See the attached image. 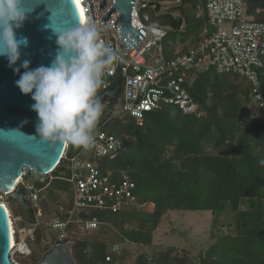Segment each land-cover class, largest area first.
Returning a JSON list of instances; mask_svg holds the SVG:
<instances>
[{
	"label": "trees",
	"instance_id": "trees-1",
	"mask_svg": "<svg viewBox=\"0 0 264 264\" xmlns=\"http://www.w3.org/2000/svg\"><path fill=\"white\" fill-rule=\"evenodd\" d=\"M160 1L154 2L161 6ZM176 1L175 9L181 13H185L187 7L198 9L200 3V0ZM157 6L148 10L152 23L165 28L167 23L159 19ZM250 7L263 8L261 14L255 15V20L263 21L264 0L252 1ZM179 17L170 16L169 21L172 30L182 36L172 40L167 31L162 42L169 58L175 55L176 45L191 34L196 40L182 48L183 52L196 45L208 26L205 12L186 16L184 30L179 26ZM262 61L259 80L264 94V57ZM120 80L121 77L117 85ZM186 85L193 100L200 104V114H188L177 105H166L147 112L142 124L131 116L105 123H110L107 131L122 140L123 148L113 160L100 158V169L104 174H111L114 180L121 171L127 172L136 184L134 195L139 204L125 206L117 212L89 209L84 211V216L97 217L101 225L112 222L121 227L127 241L149 245L159 220L169 210L233 213L237 233H227L226 229L218 231L213 245L200 250L199 264H264V108L258 106L262 113L257 117L250 113L248 103L255 100L253 84L239 73H220L214 68L189 70ZM206 146L215 152L207 151ZM63 162L54 169L55 178L49 185L53 183L54 187L66 190L67 200L59 205L69 208L70 183L59 177L65 171ZM43 199L42 194L41 207ZM126 224L132 227L124 228ZM37 231L38 228L36 238ZM81 237L74 246L80 264H114L105 259L109 248L104 242L92 244L87 255L90 242ZM54 244L55 235L50 241L51 248ZM173 251V248L167 250L163 260L154 255L153 260L156 264H190L179 255L173 257ZM124 252L115 256L120 264H124ZM153 260H149L148 255H140L137 264Z\"/></svg>",
	"mask_w": 264,
	"mask_h": 264
},
{
	"label": "built area",
	"instance_id": "built-area-1",
	"mask_svg": "<svg viewBox=\"0 0 264 264\" xmlns=\"http://www.w3.org/2000/svg\"><path fill=\"white\" fill-rule=\"evenodd\" d=\"M77 1L86 18L84 25H94L100 40L118 55V59L102 76L98 93L101 95L108 89L116 88L117 79L121 77L122 92L118 100L112 105L110 99L103 103V113L106 109L111 111L108 120H124L126 116H131L142 124L147 112L162 109L166 105H177L188 114H200V104L191 97L186 81L189 70L209 68L220 73L233 72L247 77L253 84L255 101L264 108V94L259 80V68L263 67L264 57V20H255V15L263 11L261 7H250L255 0H200L198 9L205 12L208 20V26L203 29V38L186 52L177 48L171 58L165 55L162 43L167 30L157 22L152 23V15L148 11L150 7L157 6L155 0L134 1L132 24L136 29L143 27L146 30V37L138 40L134 48L121 38V22L116 21L119 18L118 10L108 20L101 21V16L115 0H106V5L101 9L99 4L102 0H90L96 23H93L88 1ZM157 7L161 8L160 5ZM151 48L154 50L151 51ZM94 135L95 145L88 149L92 152V159L81 157L83 148L76 156L69 157L71 145L66 144L61 159L65 171L59 177L70 183L71 206L59 205L58 213L47 223L55 231L54 245L73 242L75 246L76 239L99 229L101 221L97 217L84 216L85 210L117 212L125 206L139 204L134 195L136 184L127 172L121 171L117 180H114L111 174H104L100 169V158L113 160L121 153L122 140L100 127L96 128ZM53 171L43 175L24 168L22 176L11 190L14 191L18 185L28 190L36 216L35 223L30 221L20 225L25 220L11 213L14 237L11 259L15 264H20L16 255L30 256L33 253L32 243L36 239L43 209L40 200L46 188L39 184L48 179L53 180ZM7 194L0 192V203L8 207ZM122 251V243L113 242L107 251L106 261L120 264L115 256Z\"/></svg>",
	"mask_w": 264,
	"mask_h": 264
},
{
	"label": "water",
	"instance_id": "water-1",
	"mask_svg": "<svg viewBox=\"0 0 264 264\" xmlns=\"http://www.w3.org/2000/svg\"><path fill=\"white\" fill-rule=\"evenodd\" d=\"M95 22V14L90 0H87ZM135 0H115L111 8L101 16L106 21L118 10L121 22V38L129 47H136L138 40L146 37L143 27L136 29L132 24V9ZM102 0L99 9L106 5ZM31 6V0H23L22 7ZM39 17V18H38ZM115 21V22H116ZM114 22V23H115ZM49 25V27H45ZM182 17H179V26ZM83 26L75 0H42L34 11L28 14L23 26L16 30L17 38L26 37L28 46L22 47L21 59L31 61L30 68L49 65L57 50L55 31L67 27ZM24 69L21 68V73ZM19 75L8 66L5 57L0 56V192H8L7 200L17 199L32 223L36 216L31 205L29 192L23 185H18L11 192L23 169L29 168L37 174L52 172L65 151L66 143L45 142L36 136L37 114L31 108L34 101L30 95H24L16 86ZM122 92V83L108 89L100 95L102 103L110 99L114 104ZM110 109L102 114L97 128L103 125L110 115ZM27 121V123H24ZM35 136V137H33ZM82 148L71 145L69 157L76 156ZM12 230L9 214L0 203V264H15L11 259ZM37 264H80L74 254V243L65 242L54 245Z\"/></svg>",
	"mask_w": 264,
	"mask_h": 264
},
{
	"label": "clouds",
	"instance_id": "clouds-1",
	"mask_svg": "<svg viewBox=\"0 0 264 264\" xmlns=\"http://www.w3.org/2000/svg\"><path fill=\"white\" fill-rule=\"evenodd\" d=\"M41 2L31 0V6L24 8L23 0H0V56L19 75L15 83L20 92L34 101L36 136L88 150L95 145L94 132L104 110L98 95L102 76L118 55L100 40L94 25H84L54 30L57 50L49 65L33 69L31 61L24 59L17 66L28 39H18L16 30Z\"/></svg>",
	"mask_w": 264,
	"mask_h": 264
},
{
	"label": "rangeland",
	"instance_id": "rangeland-1",
	"mask_svg": "<svg viewBox=\"0 0 264 264\" xmlns=\"http://www.w3.org/2000/svg\"><path fill=\"white\" fill-rule=\"evenodd\" d=\"M160 4L161 8L159 9V14H161V17H159V19L167 23L165 29H167L169 33V39L172 40H177L182 35L179 33L176 34L172 30L169 21L170 16L175 18L178 16L182 17V25L180 27L184 30L186 29L185 27L187 23L186 16L202 12L199 9L187 7L185 13H181L180 10L175 9V6L177 5L176 0H161ZM195 40L196 36L191 34L186 40H182L176 46L177 48H185L194 43ZM150 50L153 51L154 48H151ZM254 102L255 100H252L248 103V108L250 113L254 117H257L262 112L258 107V104ZM108 103L109 101L106 102V104ZM105 123L101 125L100 128L108 130L110 128V123L107 125ZM206 149L209 152H215L210 146H206ZM81 157L92 159L93 155L89 150H83ZM51 181V179L46 180V182L43 183V186H48ZM42 194L44 197L42 202V215L39 218L40 223L38 226L37 238L32 243L34 253L32 256H23L21 254L16 255V259L20 264H37L36 262L41 257L43 258L46 250L49 247L51 248L50 241L53 239L55 231H53L47 223L50 221L51 217L58 213L57 209L60 202L62 203L67 200L66 190L54 187L53 183L45 188ZM7 202L12 215L21 216L25 220V222H21L20 225H26L27 221L24 217L23 207L17 199L12 198ZM234 219L235 214L233 213L169 210L163 214L159 220L158 225L153 232L152 243L149 245L127 241L122 235L121 227L115 226L112 222L101 225L98 230L89 233L88 236H82L81 238L86 237L85 239H88L90 242V246L87 247L89 248V251L86 253L87 255L90 254L91 246L95 242H104L107 249L113 242L122 243L123 251H125L123 253L124 264H137V258L140 255H148L149 260H153V256L156 255L160 260H163V255L170 248L174 249L172 252L173 257L180 256L179 258L189 261L190 264H199L201 259L199 255L200 250L204 251L213 245L219 236L218 231L226 229L227 233H234V235L237 233L234 228ZM222 221H224L223 224H221ZM227 224H230V226H227ZM128 227L132 226L126 224L124 228ZM147 264H156V262L153 260L152 263L148 262Z\"/></svg>",
	"mask_w": 264,
	"mask_h": 264
},
{
	"label": "bare ground",
	"instance_id": "bare-ground-1",
	"mask_svg": "<svg viewBox=\"0 0 264 264\" xmlns=\"http://www.w3.org/2000/svg\"><path fill=\"white\" fill-rule=\"evenodd\" d=\"M75 2H76V4H77L78 10H79V13H80V16H81L82 24L84 25V23L86 22V18H85V16H84L83 12H82V8H81L80 4L78 3V1L75 0ZM5 208H6L8 214H9V217H10V219H11V211H10V209H9L6 205H5ZM11 222H12V219H11ZM13 243H14V237H13V235H12V244H13Z\"/></svg>",
	"mask_w": 264,
	"mask_h": 264
}]
</instances>
